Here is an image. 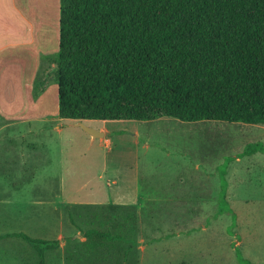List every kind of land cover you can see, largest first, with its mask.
<instances>
[{
  "label": "rangeland",
  "instance_id": "1",
  "mask_svg": "<svg viewBox=\"0 0 264 264\" xmlns=\"http://www.w3.org/2000/svg\"><path fill=\"white\" fill-rule=\"evenodd\" d=\"M59 20L60 0H0V32L12 29L15 36L17 28L19 34L18 45L0 52V235L59 240L46 264H241L238 250L264 264V152L242 154L248 145L264 143V124L91 119L83 123L106 128L112 144L101 138L90 143L79 121L59 117ZM14 115L47 118L35 121L34 133H26V124L3 128L4 118ZM29 144L36 148H25ZM62 145L72 186L93 180L107 163L106 173L119 175L122 184L139 173L142 202L64 204ZM94 150L97 158L84 155ZM81 153L87 165L75 166ZM23 162L34 168L35 185L26 184L31 176ZM223 171L236 217L231 211L217 215ZM88 191L105 193L96 179L80 193ZM91 228L121 234L136 246L130 251V242L91 238ZM0 264H38V257L23 238L9 236L0 239Z\"/></svg>",
  "mask_w": 264,
  "mask_h": 264
},
{
  "label": "trees",
  "instance_id": "2",
  "mask_svg": "<svg viewBox=\"0 0 264 264\" xmlns=\"http://www.w3.org/2000/svg\"><path fill=\"white\" fill-rule=\"evenodd\" d=\"M59 22L54 71L62 119L264 124V0H60ZM250 151L264 152V143L242 154ZM225 176L217 215L236 217ZM87 233L136 246L121 234ZM9 236L23 238L38 264L60 246L24 232L0 239ZM238 259L255 264L239 250Z\"/></svg>",
  "mask_w": 264,
  "mask_h": 264
},
{
  "label": "crops",
  "instance_id": "3",
  "mask_svg": "<svg viewBox=\"0 0 264 264\" xmlns=\"http://www.w3.org/2000/svg\"><path fill=\"white\" fill-rule=\"evenodd\" d=\"M15 36L12 35L13 30L9 29L8 31H11L9 34L7 32H0V33H4L2 34L3 36H0L1 41L0 43V52L2 51L3 47L5 46V48L7 47H13L14 45H18L19 43V34L17 32V28H15ZM43 54V51H42ZM48 58V57H47ZM0 63H1V58H0ZM41 75V74H40ZM32 86L34 87L35 84L33 83ZM32 87V88H33ZM43 114V113H42ZM45 118V119H44ZM47 116L46 115H14L11 116L10 118H4L5 119V123H3L1 126L3 128H6L8 126L13 127V126H21V125H27L25 126V128H28V132L26 133H34V126H36V124L34 125L36 120H46ZM62 119V118H61ZM63 120V119H62ZM90 119H86V120H81L82 122L87 121ZM102 130L104 131V137L101 138V140L103 141L102 144H106V146L108 145V147L111 146L112 141L111 138L107 137V133L108 130L106 128H102ZM97 139V138H96ZM93 139L92 137L89 138L90 143H92V141L96 140ZM139 139V138H137ZM24 143V141H22ZM100 144V146L102 145ZM92 145V144H90ZM32 147L33 149L36 148V146H32L29 144V146H25V148H29ZM146 146H149V144H146ZM24 148V147H23ZM95 152H91L89 154L84 153V155L88 158H97L98 156V151L94 150ZM66 153L67 150H65L63 148L62 145V159L65 160V162L62 161V186H61V190H62V201H67L64 204L68 203V202H93L95 203L96 201H106V202H112V203H117V204H140L142 202L143 196H142V191H141V187H140V181H139V173L134 175V178L130 179L128 181L127 184H122V180L120 178L119 175H108L107 172V163L104 165L103 169L100 170L97 175H95V177L93 178V180L96 179V183L99 184V186L101 187V190L104 191L105 193H102L100 196L99 195H95V194H89V191L85 194H81L80 192L85 190L86 187H88V185L90 184V182H92L93 180H86L83 183L77 184L72 186L71 183H69L70 179H68L67 175L65 173L68 172V168H69V164L67 163V158H66ZM82 155L83 153H81L78 157L79 161L81 162L80 165L75 164V166H84L87 165V163H83L82 162ZM22 166H24V169L26 170L24 173L27 175H30L31 177L27 179L26 184L27 185H35L34 183V176H35V170L34 168L30 167L28 165V162H23ZM79 173V172H78ZM67 176V177H66ZM107 176V177H105ZM68 181V182H67ZM67 182V184H66ZM68 188H71L73 190H75L74 192L72 191H68ZM113 191H120L117 193V195L112 194ZM123 192V193H122ZM131 192V194H130Z\"/></svg>",
  "mask_w": 264,
  "mask_h": 264
},
{
  "label": "water",
  "instance_id": "4",
  "mask_svg": "<svg viewBox=\"0 0 264 264\" xmlns=\"http://www.w3.org/2000/svg\"><path fill=\"white\" fill-rule=\"evenodd\" d=\"M78 125L82 126L90 134V136L93 139L104 137V131L96 130V129H93L91 127H88L82 121H79Z\"/></svg>",
  "mask_w": 264,
  "mask_h": 264
}]
</instances>
